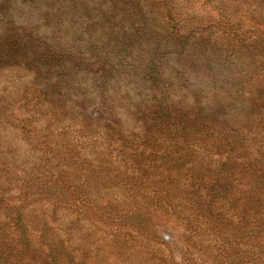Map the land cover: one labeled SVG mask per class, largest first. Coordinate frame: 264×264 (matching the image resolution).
<instances>
[{
  "label": "rangeland",
  "instance_id": "374dc122",
  "mask_svg": "<svg viewBox=\"0 0 264 264\" xmlns=\"http://www.w3.org/2000/svg\"><path fill=\"white\" fill-rule=\"evenodd\" d=\"M246 1L0 0V264H184L188 243L196 264L217 263L176 203L142 196V175L168 166L152 163L160 152L145 132L157 112L147 104L163 86L178 117L235 115L231 83L260 82L264 69V8ZM185 23L196 37L175 36ZM73 123L88 136L70 133ZM125 140L139 145L136 158L118 148ZM175 166L166 177L178 184L192 165ZM135 207L143 214L131 217ZM243 247L240 239L233 252Z\"/></svg>",
  "mask_w": 264,
  "mask_h": 264
},
{
  "label": "trees",
  "instance_id": "16d2710c",
  "mask_svg": "<svg viewBox=\"0 0 264 264\" xmlns=\"http://www.w3.org/2000/svg\"><path fill=\"white\" fill-rule=\"evenodd\" d=\"M158 1L164 4L165 0ZM246 3L255 5L253 11L264 8V0H248ZM175 21L178 24L184 23L176 16ZM192 25H195L194 22ZM184 26L189 27L190 24L185 23L179 26L177 31H174L176 37L183 40L181 37L198 35V31L196 33L190 28L188 31L179 29ZM195 28L193 26V30H196ZM22 38L21 42H23ZM256 38L255 35H251L241 40H243L242 43L249 45L255 42ZM262 43L264 44V37ZM261 60L264 63V56ZM150 76L154 79L157 77L162 79L163 73L152 68ZM259 76H263L260 82L249 80L252 84L251 88L246 80L231 83L234 91L229 94L226 105L238 111L233 116L232 111L227 114L225 112L224 120L213 121L206 118L196 121L188 118L192 112H186L184 118L178 117L182 107H178L173 98L169 100L170 94L167 95L161 85H159L161 86L160 94H153L151 98L153 102L147 104L150 111L157 112V118H151L156 123L154 128L150 129V132H145L148 138L155 141L153 150L158 151L155 153L160 152L155 155L154 160L152 159V163L159 161L168 166L164 171H159L157 167L156 174L149 177L144 175L141 177L139 173L141 166L135 167L133 175L137 174L141 177L142 188H144L142 196L153 197L159 202L165 200L169 207L176 203V206L174 205L175 208L177 207L176 210L184 213L183 220H189V225L185 224L187 230L217 251L216 264H264V145L255 147V144L261 141L258 139V134L264 137V133H260L257 129L264 122V69ZM211 105L214 103L209 104L208 110L204 106H200L199 109L204 112L214 110L210 107ZM194 106L195 104H192V107ZM58 109L54 111L57 119L62 114L61 109L59 111ZM249 111L253 113L255 120H247ZM243 121L253 124L249 128L244 126ZM72 132L81 133L83 137L88 136L86 127L75 123L70 127V133ZM155 132L160 134L159 137ZM125 143L127 144L118 148L130 150L129 159L136 158L138 149L134 148L139 145L128 146L126 140ZM115 148V146L112 147V149ZM213 151H215L214 154L209 158L211 156L209 153ZM247 151L252 153L250 161L245 158ZM191 153H194L192 157L189 156ZM176 163L183 166L188 163L192 165L191 172H186L184 180L179 181L178 184L166 177L171 166H175ZM146 164L151 165L150 162ZM158 166L162 167L161 164ZM249 166L251 169L247 170ZM239 167L246 171L241 172ZM197 169L200 172H195ZM139 189L141 190V187ZM177 189H180V193H177ZM80 202L82 203V200ZM127 212H130L131 217L143 214L138 207ZM149 220L153 221L152 218ZM149 233L152 237L153 230ZM165 236L173 237L171 232H167ZM240 239L244 246L242 255L233 252L234 248L240 245ZM161 240L166 242L163 238ZM193 248L194 245L188 243L186 252L188 257L185 258L184 264H196L197 259L199 261L200 256ZM207 264L212 263L208 261Z\"/></svg>",
  "mask_w": 264,
  "mask_h": 264
}]
</instances>
